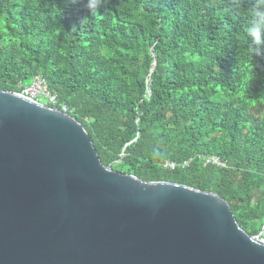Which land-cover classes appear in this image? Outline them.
I'll list each match as a JSON object with an SVG mask.
<instances>
[{
    "label": "trees",
    "instance_id": "trees-1",
    "mask_svg": "<svg viewBox=\"0 0 264 264\" xmlns=\"http://www.w3.org/2000/svg\"><path fill=\"white\" fill-rule=\"evenodd\" d=\"M87 4L0 0V90L42 76L58 100L48 105L68 108L104 165L215 193L260 234L264 46L254 54V41L264 43V28L249 30L264 9L257 0H98L93 13Z\"/></svg>",
    "mask_w": 264,
    "mask_h": 264
},
{
    "label": "water",
    "instance_id": "water-1",
    "mask_svg": "<svg viewBox=\"0 0 264 264\" xmlns=\"http://www.w3.org/2000/svg\"><path fill=\"white\" fill-rule=\"evenodd\" d=\"M263 233L215 193L104 165L75 118L0 90V264H264Z\"/></svg>",
    "mask_w": 264,
    "mask_h": 264
},
{
    "label": "built area",
    "instance_id": "built-area-1",
    "mask_svg": "<svg viewBox=\"0 0 264 264\" xmlns=\"http://www.w3.org/2000/svg\"><path fill=\"white\" fill-rule=\"evenodd\" d=\"M19 92L31 99H34L38 102H40V97L45 96L47 98V103L48 104H58V100L55 94H53L50 89L49 86L46 82V80L42 77V76H36L32 79L30 84H21L19 83L17 85ZM42 103V102H40ZM44 104V103H43ZM61 110L63 112H67L68 108L66 106H62ZM203 160L205 162V164H211L217 167H224L225 163H223L219 158L217 157H212V156H205L203 157ZM189 163L185 162L183 166H188ZM176 165L175 163H166L165 167H170V168H174Z\"/></svg>",
    "mask_w": 264,
    "mask_h": 264
},
{
    "label": "clouds",
    "instance_id": "clouds-1",
    "mask_svg": "<svg viewBox=\"0 0 264 264\" xmlns=\"http://www.w3.org/2000/svg\"><path fill=\"white\" fill-rule=\"evenodd\" d=\"M257 5L259 9H264V0H257ZM87 7L90 10H93V13H96L98 10V0H88ZM255 16L257 17V20L254 22L253 27L249 30V34L256 36L259 31L264 28V25H262L259 21L260 19L264 18V11H256ZM87 21V17H84L81 23H84ZM254 43H259L260 46H258L254 50V54L258 51H260L261 46H264V43H260L257 41H254Z\"/></svg>",
    "mask_w": 264,
    "mask_h": 264
},
{
    "label": "rangeland",
    "instance_id": "rangeland-1",
    "mask_svg": "<svg viewBox=\"0 0 264 264\" xmlns=\"http://www.w3.org/2000/svg\"><path fill=\"white\" fill-rule=\"evenodd\" d=\"M40 102L44 103L46 105L47 98L45 96L40 97Z\"/></svg>",
    "mask_w": 264,
    "mask_h": 264
}]
</instances>
